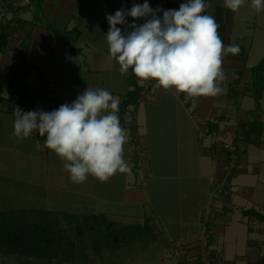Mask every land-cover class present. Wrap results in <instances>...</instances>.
Returning a JSON list of instances; mask_svg holds the SVG:
<instances>
[{
  "label": "crops",
  "instance_id": "0c3cea01",
  "mask_svg": "<svg viewBox=\"0 0 264 264\" xmlns=\"http://www.w3.org/2000/svg\"><path fill=\"white\" fill-rule=\"evenodd\" d=\"M19 1L0 0V5ZM29 1L30 4L27 7L12 9L0 24V33L7 36L6 48L3 52H0V79L4 83L1 87L0 121L8 124L12 134L14 118L9 113V106L18 99V95L12 92L8 82L28 90L32 106L36 110L52 111L53 103L51 106L50 103L53 99L50 100V98L53 97L51 95L53 92L49 88L52 86L53 89V84L56 87L59 85V74L52 68L53 63L57 61V58H62V60H59L62 65L68 59V67H71L68 55L73 54L63 55L64 52H60L57 42L52 38L54 32L73 34L76 32L82 36L86 34L87 38L84 46L88 50V55L91 56L92 54L94 56L90 60L86 55V60L87 57L89 58L87 65H90L89 68H93V72H97V74L110 76L115 71L114 67L117 66L119 70V65L109 55V47L105 36L108 32V24L105 18L121 8L129 9L133 3H144V0ZM181 2L182 0H148L151 7H159L163 10L178 9ZM205 2L208 5L207 14L214 16L219 25L218 34L224 44H237L240 48L239 53L236 55L224 54L223 56L222 67L227 77L221 84L224 91L214 97L185 99L184 94H177L174 90L165 91L158 87L155 82L141 83L137 79L138 86L142 89L143 100L135 112L130 110V113L133 112L134 115L135 126V130L131 131V135L133 134L138 139V141H134L135 144L137 142L139 144L140 141L144 140L145 145L142 148L147 151L148 156L150 152H148L147 141L152 137L155 138L153 155L156 154L157 158L162 161V167L159 169L155 167V170L161 171L159 177L164 183L172 180L170 186L172 184L177 188L180 197L186 195V192L179 190V187L184 185L185 182L190 180L204 182L203 197L195 200L197 202L196 213L187 215L185 222L182 224L184 227L179 230L178 234H170L178 244L189 243V248L197 246V242L190 244L191 240L197 235L201 237L204 229H206L204 227V215L207 210H213L214 212L215 210L211 208L221 207V203L217 204L219 198L213 201L211 193L214 190L213 186L218 185L221 179L224 178L222 155L215 148L209 147L208 144L204 146L197 140V132L201 129V125L204 126L205 124L207 128L210 126L228 128L239 135L238 130L245 129L253 120L258 121L261 124L260 134L252 137V140L257 142L252 144L249 150L250 144H240L239 147L246 151L245 155H242V169L234 175L245 174L251 168V172L256 173V179L257 177L261 179L257 183L263 185L264 182V175H261V170L264 169V92L258 102V110H256L255 89L252 83V69L259 65L264 58V11L257 13L251 0H245V3L237 12H232L224 7L223 0H205ZM128 21L132 23L131 18H128ZM142 22L136 21L137 24ZM120 27L124 31V26ZM78 42L79 38L71 41L70 47L73 50H79L77 55L81 57L82 52L85 50L77 47ZM101 88H104V86ZM130 89L128 86L123 95L125 96ZM255 115H258V117H255ZM153 122L156 124L152 127ZM150 127L157 133L149 134ZM149 136L152 137L149 138ZM133 140H130V138L128 140L130 147L133 146ZM195 140H197V143ZM164 142L166 144H163ZM191 142H193L192 145H190ZM189 152L193 155L191 161L186 162L184 157ZM163 154H169V158H163ZM135 167L132 169H134L135 181L138 185L134 183L135 187L129 189L126 188V183H124L123 188H117V192L119 191L118 201L123 206L140 205L144 208L148 203V199L143 187L146 185L145 181H149V178L155 176L154 169L149 162H146V167H137L138 169H135ZM189 170L196 172L190 174ZM138 173H141L140 176ZM141 176L144 177L145 181L140 180ZM229 183L234 189L231 198L219 199L222 204L228 203V206L223 207L224 209L221 208L222 211L218 212L212 220L215 225L210 240H213L214 237L213 243L218 245L216 247L220 250L218 263L260 264L264 261V235L251 227L254 222L250 220V217H245L243 212L254 210L264 215V203H262V206L253 204L252 208H249L245 207L244 204L240 206L232 201L237 199V202L240 203V195L252 201L253 197L257 195L255 188L257 184L247 177L241 180L239 185H232L231 180ZM102 198L105 200V197ZM101 210L92 212L93 214L102 215L109 213V218L126 216L123 213L113 214ZM234 210L239 211L241 216V219L238 218L237 222L240 224L246 223L247 225L249 222L251 225L247 228L248 233L250 235L257 233L261 235V238L254 240L250 237L251 239L246 242L247 249L244 250V247L239 243L243 239L238 237L236 242L238 241L239 249L244 255H232L231 257L230 253L226 252L225 240L223 238L219 240L215 237V234H225V226L228 227L229 225H232L229 230L233 229V233H239V230L232 223L233 215L231 214ZM215 244H213L214 247ZM182 254L185 256L187 252H182Z\"/></svg>",
  "mask_w": 264,
  "mask_h": 264
},
{
  "label": "rangeland",
  "instance_id": "374dc122",
  "mask_svg": "<svg viewBox=\"0 0 264 264\" xmlns=\"http://www.w3.org/2000/svg\"><path fill=\"white\" fill-rule=\"evenodd\" d=\"M71 34L74 41L79 38L77 47H80L85 51L82 52L83 55L80 57L77 55L78 53L75 54L74 52L60 49L61 53L64 52L63 55H73H68L70 57L69 61L71 67H68V59H66L64 62L65 64L62 65L59 62L62 58H57V61L53 63L52 68H54V71H57L59 74V85L56 87L55 84H53V89L52 86L49 88L53 92L51 93L53 97L50 98V100L53 99L50 103V106L53 103L51 110L57 109L64 103L70 104L79 94L83 93L86 87L95 90L106 89L112 95L118 97L119 101L120 98L123 100V94L128 87V84L125 82L128 76L125 74V79L123 78V75L121 77V73L117 66L114 67L115 71L111 73L110 76H102V74L93 72V68H89L90 65H87L89 58L92 60L94 56H92V54L89 56L88 50L84 46L85 39L87 38L86 34L83 36L76 32ZM86 55L89 57H87V60ZM130 71L131 70H129V72ZM43 79L45 78L43 77ZM103 86L104 88H101ZM108 87L110 88L108 89ZM16 102L17 100L9 106V113L13 118L17 117L12 114L13 110L18 108ZM130 110L133 112L135 111L133 107H130L129 111ZM129 111H124V113L121 114V110L119 109L118 115L120 123L122 121L121 126L126 129L130 140L134 139L132 147H130L129 141L124 145V158H126L127 154L126 161L130 166V171L126 173L117 172L103 182L89 176L85 182L80 184L73 183L69 179V174L64 168V161L43 146V139L41 137L38 138L39 136L36 135V137L35 133H33V136L18 142L17 138L11 133L8 124L4 121H0V212H11L22 209L54 212L55 215L52 216H55L54 219L57 220L58 228L61 230H68L76 224L81 223L79 219L81 214H88V216H90L93 212L102 209L101 211H109L113 214L123 213L126 215L124 217L109 218V213L104 214L107 221H113L121 226H142L146 221H149V225L152 227V233L156 235L155 241L148 245H146L145 242L140 241L138 243H130L128 246L119 245L120 248L117 247L118 249L116 247L112 249L105 248L100 253L93 252L90 247L91 245L88 244V235L87 238L83 239V258L76 259L73 264H194L196 262H201V258L204 260V264L210 259L212 261L210 262L211 264H219L218 258L220 256V250L216 247L218 245L213 243L214 237L213 240H210L211 238L207 239L206 236L209 231V235H212L214 232L213 226L215 224L212 222L213 218H215L218 212L222 211L221 208H226V205L228 206V203L224 202L225 204H222L220 200L223 198H231L232 192H234L229 181L231 180L232 185H239L240 181L247 177L257 184L255 187L257 195L253 197L252 201L247 199V197H241V195L239 196L240 203L237 202V199L232 200L240 206L244 204L245 207L249 208H252L253 204L262 206V203H264V182L263 185L257 183L258 181L260 182L261 179L258 177L256 179V173L251 172V168L245 174L240 173L239 175L234 176L232 174L237 173L240 169L238 171H231L230 176L226 177V179H221L218 184L220 185L222 181L227 184L224 186L226 194L218 197L220 200L218 199L217 204L221 203V207L215 206L214 208H211L216 211H214L215 213L213 210H207L204 215V227H206V229H204L201 237L200 235H197L190 242V244L197 242V246H191V248H189V243L178 244L170 234H178L179 230L184 227L182 224L185 222L187 215L196 213L197 202H195V200H198L199 197H203L204 182L198 180L185 182L184 185H181L183 189L180 186L179 190L186 192V195L179 197L177 188L172 184L171 189L170 183L172 180L164 183L159 177L161 171L158 169L162 167V161L159 160L160 158H157L156 154L153 155L155 138L152 136H149V138H152L147 141L148 152H150L149 156L148 153H146L147 151H145L144 148L142 149L143 145H145L143 140L139 143L142 149V151H140L141 158H134V149H137L134 141H138V139L133 136V134L131 135L134 123H131L130 121L132 115ZM255 117H258V115H255ZM155 124L156 123L153 122L152 127ZM152 127L149 129V134L157 133ZM200 127L203 128L202 125ZM197 140H195L196 143ZM242 140V136L241 139L237 138L236 141L238 146L243 144L241 143ZM166 141L168 142L167 139ZM163 144L166 143L164 142ZM192 144L193 142L190 143V145ZM202 144L204 146L207 145L206 142H203ZM251 147L252 145L248 147V150L251 149ZM245 151V149H241L240 151L241 153L238 160L240 165H242L241 160L245 155ZM130 152L132 153L130 154ZM192 155L193 154L189 152L187 156L184 157V161H191ZM162 157L168 159L169 154H163ZM146 162L152 164L154 169L153 173L155 174V176L152 174L154 179L151 177L149 178V181H145L142 176L140 179L145 181L146 185H144L143 189L147 194L148 203L144 208L140 205L123 206V204L118 201L119 191L117 192V188H123L124 183H126V188L128 187L131 189L132 187H135L133 184H137V182L135 181L134 169L132 168L136 165L135 169L143 166L146 167ZM155 167H158V169L155 170ZM189 171L190 174L196 172L192 170ZM225 173L226 171L223 172V176L227 174ZM140 174L141 173H138L139 176ZM262 174L264 175L263 168L261 170V175ZM213 187H216V185ZM102 197H105V200ZM211 199L213 201L216 200L215 198L213 199L212 193ZM62 213L69 214L71 218H64ZM231 215H233V226L239 230V233H233V229L229 230L232 226L229 225L228 227L225 226V234L221 233L218 235L217 233L215 234V237L219 240L221 238L225 240L224 245L225 247L227 246L226 252L230 253L231 257L232 255L243 256L244 254L239 249V243L245 250L247 249V240H250L251 238L254 240L260 239L261 235L257 233L250 235L248 233L247 228L251 225L249 222L248 225L246 223L240 224L237 222L238 218L241 219L239 211L234 210ZM250 220L254 222L251 227H254L256 231L264 235V223L256 221L254 216ZM238 237L243 239L240 240L239 243L238 241L236 242ZM213 244H215V247ZM182 252H187V254L184 256ZM0 264L40 263L22 257H7L0 255ZM49 264L61 263L51 261Z\"/></svg>",
  "mask_w": 264,
  "mask_h": 264
},
{
  "label": "clouds",
  "instance_id": "9594fccd",
  "mask_svg": "<svg viewBox=\"0 0 264 264\" xmlns=\"http://www.w3.org/2000/svg\"><path fill=\"white\" fill-rule=\"evenodd\" d=\"M244 3L223 0V6L232 12ZM251 3L257 13L264 11V0ZM207 7L205 0H182L178 9L163 10L144 0L107 15L109 55L118 63L121 75L131 70L141 83L155 82L165 91L184 94L185 99L223 92L221 84L227 78L223 56L236 55L240 48L224 44ZM138 20L143 22L137 24ZM119 102L106 89L86 87L70 104L55 110L17 114L13 135L18 142L33 133L41 137L43 146L64 161L73 183H83L89 176L103 182L117 172L130 171L124 158L129 136L120 123Z\"/></svg>",
  "mask_w": 264,
  "mask_h": 264
},
{
  "label": "trees",
  "instance_id": "16d2710c",
  "mask_svg": "<svg viewBox=\"0 0 264 264\" xmlns=\"http://www.w3.org/2000/svg\"><path fill=\"white\" fill-rule=\"evenodd\" d=\"M54 35V36H53ZM52 38L57 42L61 50L79 53V50H73L70 42L74 41L71 33L54 32ZM7 36L0 33V52L6 48ZM264 58L255 68L252 69L253 87L255 89V101L257 104L264 92ZM126 83L131 88L118 105L121 114L129 111L130 107L136 110L143 100L142 89L138 86L137 78L131 71L127 75ZM4 83L0 79V102L1 87ZM9 86L14 94L18 95L17 106L19 114L27 111H35L28 90L17 87L11 83ZM14 106V105H13ZM130 112V111H129ZM135 112V111H134ZM130 119L134 123L132 112ZM17 117L14 118V120ZM214 126H210L212 130ZM261 124L258 121L250 122L245 129L238 130V136L244 145L256 144L253 141V135H259ZM135 130V126L132 128ZM33 136V135H31ZM30 136V137H31ZM134 158H136L134 156ZM234 176V173L232 174ZM245 217L256 218V221L264 223V215L248 210L243 212ZM54 212H45L41 210H17L11 212H0V255L7 257H22L36 261L40 264H49L51 261H57L61 264H73L76 259H82L83 239L87 238L93 252L100 253L103 249H112L114 247L128 246L130 243L145 242L146 245L155 241L156 235L152 233V227L149 221L144 225L121 226L113 221H107L102 214H81V223L76 224L68 230H61L57 226V220L54 219ZM64 218H71L67 213H62ZM53 217V218H51ZM211 238V236L209 237ZM120 245V246H119ZM117 248V249H118ZM260 264H264L262 261Z\"/></svg>",
  "mask_w": 264,
  "mask_h": 264
},
{
  "label": "built area",
  "instance_id": "2783aa9c",
  "mask_svg": "<svg viewBox=\"0 0 264 264\" xmlns=\"http://www.w3.org/2000/svg\"><path fill=\"white\" fill-rule=\"evenodd\" d=\"M30 4L29 0H20L19 2L14 3H3L0 5V24L3 21V18L12 10L15 8H24L27 7ZM13 115L17 116L19 114V108H15L12 112ZM208 126V125H207ZM198 140L203 143L206 142L209 147L215 148L219 154L222 155V162L224 171H226V175L224 176V179L226 177L230 176L231 171H238L241 169V165L239 164V155L241 148L237 145V138L240 139V137L231 129L228 128H219L214 127L212 130L207 128L204 124L203 128H201L198 131ZM137 149H134V156L137 158H141L140 154L142 151L141 146L139 144H135ZM144 152V151H143ZM226 183L222 181L220 185H216L214 187V190L212 192V197L217 199L219 196L226 194V191L224 190V186ZM227 185V184H226ZM206 233V231H205ZM210 231L208 232L206 238L209 239L211 235H209ZM201 262L194 263V264H204L201 258ZM209 262V263H208ZM206 264H211V259Z\"/></svg>",
  "mask_w": 264,
  "mask_h": 264
}]
</instances>
